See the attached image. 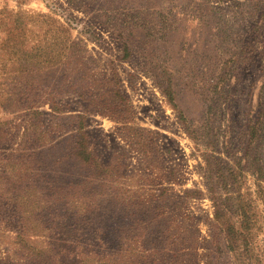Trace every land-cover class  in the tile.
I'll list each match as a JSON object with an SVG mask.
<instances>
[{
  "label": "rangeland",
  "instance_id": "obj_1",
  "mask_svg": "<svg viewBox=\"0 0 264 264\" xmlns=\"http://www.w3.org/2000/svg\"><path fill=\"white\" fill-rule=\"evenodd\" d=\"M25 8L52 13L76 46L32 94L44 111L34 179L61 190L36 196L34 206L52 201L49 209L25 210L19 225L37 228L20 244L4 237L0 264H264V0H30ZM169 79L178 109L161 88ZM81 119L108 165L99 179L65 157ZM157 196L162 209L135 206ZM0 221L16 225L9 211Z\"/></svg>",
  "mask_w": 264,
  "mask_h": 264
},
{
  "label": "trees",
  "instance_id": "obj_2",
  "mask_svg": "<svg viewBox=\"0 0 264 264\" xmlns=\"http://www.w3.org/2000/svg\"><path fill=\"white\" fill-rule=\"evenodd\" d=\"M13 1L15 2L13 6L10 3H4L0 8V150L1 148L10 149L9 152L3 153L4 157L1 156L0 151V220L5 211H9L16 225H0V253L3 252V245L8 243L3 241L4 237L13 239L15 244H20L26 236L30 235V230L37 228L19 225L21 216L29 207L39 206L43 210L49 209L52 201H45L42 205L34 206L36 196L45 194L54 196L58 190H61L49 184L39 186L34 179L39 175L36 174L37 171H41L33 158L37 148L41 147L37 145L36 134L41 124L39 117L44 114V111L40 109V101L34 100L32 94L37 92L38 85L46 82L52 74L59 71L60 67L72 61L76 46L69 28L55 19L52 13L25 8L30 0ZM126 49L128 50L127 45ZM161 88L169 104L174 109H178L171 79L168 84L161 85ZM115 95H119V92L109 96L111 102L115 101ZM51 105L53 111L58 113L63 111V107L56 102L52 101ZM78 118L83 117L79 114ZM180 118L186 122L184 115H180ZM18 119L21 121L18 122ZM76 132L67 147L65 157L79 161L91 170V177L99 179L102 175L100 172L104 168L107 169L108 165L100 164L99 155L89 143L88 130L83 119L77 121ZM18 137L22 138V143L18 144L14 140ZM84 181L95 185L97 180ZM236 181H239V177ZM98 185L103 187L104 181L98 182ZM225 186L227 187V183ZM94 187H91L92 191L95 190ZM194 192L196 193V191L186 193L192 195L195 194ZM161 197L143 198L135 203V206L141 209L152 207L162 209L163 205L159 200L163 201L164 197ZM117 204L125 206L120 201H117ZM96 205L97 202L89 203L87 208L90 209ZM215 217L217 220L222 218L219 208L215 212ZM233 228L232 225H228L224 233L227 232V235H230L229 232H234ZM234 242L235 239L228 240L230 250L235 249ZM143 248L140 251L142 257H148L146 253L149 249ZM165 248H168V245ZM207 264H213V262L207 261Z\"/></svg>",
  "mask_w": 264,
  "mask_h": 264
}]
</instances>
